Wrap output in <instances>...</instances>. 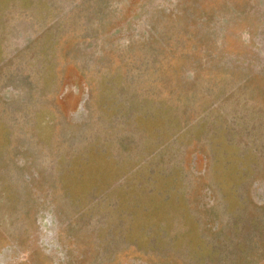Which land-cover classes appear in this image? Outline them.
Listing matches in <instances>:
<instances>
[{
    "label": "rangeland",
    "instance_id": "374dc122",
    "mask_svg": "<svg viewBox=\"0 0 264 264\" xmlns=\"http://www.w3.org/2000/svg\"><path fill=\"white\" fill-rule=\"evenodd\" d=\"M0 264H264V0H0Z\"/></svg>",
    "mask_w": 264,
    "mask_h": 264
}]
</instances>
